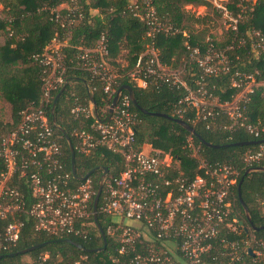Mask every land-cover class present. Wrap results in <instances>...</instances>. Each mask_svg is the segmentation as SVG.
I'll return each instance as SVG.
<instances>
[{
  "label": "built area",
  "instance_id": "1",
  "mask_svg": "<svg viewBox=\"0 0 264 264\" xmlns=\"http://www.w3.org/2000/svg\"><path fill=\"white\" fill-rule=\"evenodd\" d=\"M215 5L226 28L236 30L241 14L233 15L226 6ZM129 6L145 23L148 36L177 31L158 18L153 0H132ZM76 10V6L69 8V24L74 22ZM249 36L254 53L264 52V34L251 30ZM68 40L67 36L55 35L41 53L33 55L41 66L39 100L20 111L12 130L4 131V123L0 124V251L16 244L23 225L22 214L30 216L34 228L44 234L87 237L86 225L90 222L86 220L93 217L92 203L97 189L90 176L79 179L76 185L70 182L71 175L64 169L61 157L62 143L47 115L56 93L66 84V70L76 67L102 82L108 113L100 119L91 100L82 103L74 98L70 113L89 120L86 128L72 129L75 148L87 153L102 145L125 160L124 168L116 176L108 177L107 173L102 180L97 204V210L111 216L113 221L104 230L115 244L111 261L118 259L117 254L123 256L120 264H238L244 250L261 255L264 240L254 235L245 239L228 236L242 226L231 198L237 169L201 159L200 171L190 177L177 171V161L170 154L146 151L144 144L141 149L136 148L134 127L138 118L130 109L128 94H122L111 107L118 73L110 65L105 36L102 34L91 46L72 45L76 49L74 61L65 50ZM186 47L200 72L196 89L187 86L182 69H170L160 62L151 43L138 55L127 75L141 88L152 80L185 87L187 91L179 102L196 108L192 121L212 115V105L216 104L255 137L264 135V124L245 122L244 107L238 101L252 91V76L235 73L238 76L233 80L235 86H242L243 79L250 80L232 101L215 103V98L209 101L210 95L202 82L205 75H217L227 69L225 55L212 44L205 52L187 43ZM263 157L264 143H261L257 149L244 152L243 161L252 166ZM47 258V254L40 256L36 264H55L48 263ZM69 264L97 263L82 255Z\"/></svg>",
  "mask_w": 264,
  "mask_h": 264
},
{
  "label": "trees",
  "instance_id": "2",
  "mask_svg": "<svg viewBox=\"0 0 264 264\" xmlns=\"http://www.w3.org/2000/svg\"><path fill=\"white\" fill-rule=\"evenodd\" d=\"M131 2L132 0H0V98L10 108L9 118H0V124L4 123V131L12 130L19 121L20 111L32 102H38L41 93V66L33 55L41 53L55 35L69 38V46L65 50L68 58L74 61L76 49L72 45L91 46L103 34L109 48L110 65L118 73L116 88L124 83L130 84L135 99L142 108L149 112H163L171 117L181 118L193 126L203 140L220 145L207 146L202 139L192 135L173 119L144 113L130 103V109L138 118L134 127L136 148L141 149L143 144H147L150 152L170 154L177 161V171L190 177L200 171L198 162L201 159L212 164L226 163L235 167L238 174L231 190L234 212L245 225H249L241 199L247 207L249 221L260 228L245 231L243 226H239L236 233L228 236L245 239L254 235L257 239L264 240V171L245 173L250 166L243 161L244 152L257 149L260 144H230L264 138V135L255 137L243 126L234 123L216 104L212 105V115L192 121L196 108L179 102L187 91L185 87L152 80L147 87L141 88L127 75L134 67L138 55L151 43L157 49L160 62L170 69H182V77L187 86L196 89L200 72L189 58L186 43L191 47L198 46L201 52H205L212 44L214 49L223 51L227 69L217 75H205L202 83L210 95L209 101L212 98L217 99L215 103L232 101L250 80L243 77L242 86H235L233 80L238 78L235 73L241 77L250 75L253 78V89L239 98V105L244 107L246 123L264 124V52L259 50L257 54L254 53L249 36L251 30L264 34V0L223 2L229 12L233 15L241 14V18L236 30L225 27L222 39L209 33L207 27L195 29L193 24L207 22V15H196L185 8L186 5H205L215 15L220 16V11L211 0H153L158 18L177 29L174 33H157L153 37L146 34V25L129 6ZM73 6L77 10L74 22L69 24L67 14ZM78 13H81L80 17L77 16ZM122 51H125L123 58L126 64L117 60ZM65 78L67 81L64 90L56 100L53 110L50 103L47 115L50 122L52 117L56 120L58 128L53 125L54 134L62 143L61 157L64 169L71 175L70 182L76 185L80 180L72 175L70 151L60 129L70 137L78 176L82 177L93 167L101 165L107 167L108 177L116 176L125 166L121 154L102 145L82 153L75 148L76 139L71 133L73 128H86L89 122L70 113L75 97L82 103L94 99L95 114L100 119L108 113L102 82L90 72L76 67H69ZM178 109L180 113L177 112ZM252 166H264V157ZM101 174V170H96L89 175L95 190ZM240 179L242 180L238 192L237 183ZM22 220L23 225L16 244L0 251L3 255L0 257V264H36L44 254L48 255V263L55 264H69L82 255L97 264H120L123 261V256L117 254L118 259L111 261L110 256L115 254V244L109 235H106L105 250L99 252H85L64 241V238H70L86 248L102 246V238L92 216L86 220L90 222L86 225V238L70 233L47 235L34 228V220L30 216L22 214ZM97 221L103 230L113 223L112 217L100 210H97ZM41 242L45 244L26 253L8 255ZM23 256H29L30 259L23 261ZM238 264H264V250L259 256L244 250Z\"/></svg>",
  "mask_w": 264,
  "mask_h": 264
},
{
  "label": "water",
  "instance_id": "3",
  "mask_svg": "<svg viewBox=\"0 0 264 264\" xmlns=\"http://www.w3.org/2000/svg\"><path fill=\"white\" fill-rule=\"evenodd\" d=\"M64 90V86H62L59 91L56 93L54 99H53V103H52V110L55 106V103H56V100L58 99V97L60 96V94L63 92ZM123 91H126V93L128 94V97L131 101V103L136 107L138 108L140 111L144 112V113H149L151 115H159V116H165V117H168V118H171L173 119L174 121H176L177 123H179L180 125H182V127H184L187 131H189L192 135L198 137L199 139H202V137L196 132V130L194 129L193 126H191L189 123H187L186 121H184L183 119L181 118H178V117H171L169 115H167L166 113H163V112H149L147 111L146 109L142 108L136 101L135 99V96H134V92H133V88L130 84H127V83H124L122 85H120L113 98H112V102H111V107H113L117 101L119 100V98L121 97V95L123 94ZM92 103L94 104L95 106V101L94 99H91ZM52 124L58 128V126L56 125V120L54 117H52ZM62 134L64 135L66 141H67V144H68V148H69V151H70V156H71V160H70V163H71V172H72V175L73 177H75L76 179H85L86 177H88L91 173H93L94 171L96 170H101L102 171V174L100 176V179L98 181V187H97V190L95 192V195H94V198H93V203H92V210H93V219L96 223V226H97V229L101 235V238H102V246L100 247H96V248H86L85 246H83L81 243L73 240V239H70V238H64V241L66 242H69L71 243L72 245H74L76 248L82 250V251H85V252H99V251H103L105 250L106 248V242H107V239H106V235H105V232L104 230L102 229V227L100 226V224L98 223L97 221V213H96V210H97V204H98V200H99V197H100V194H101V189H102V180L104 179V177L106 176V174L108 173V169L106 166H95L93 167L91 170H89L85 175H83L82 177L78 176L77 173H76V170H75V164H74V148L72 146V143H71V140H70V137L68 134H66V132L62 129H60ZM202 141L204 142V144H206L207 146H210V147H218L220 145L218 144H213L211 142H208V141H205L202 139ZM261 143H264V138H260V139H252V140H245V141H238V142H234V143H230V144H235V145H245V144H261ZM255 170H262L264 171V166H250L245 173H248V172H251V171H255ZM241 180H239V182L237 183V189H238V192H239V189H240V184H241ZM241 201V204H242V207L245 211V214L248 218V222H249V225H245L244 224V221L240 218H238V221L239 223L243 226L244 230L245 231H248L249 229L251 230H257L259 229L260 227H257V226H254L251 221H249V213H248V210H247V207L246 205L244 204V202L240 199ZM43 244H45L44 242H41V243H37V244H34V245H31L29 247H26V248H23V249H20L18 251H15V252H11L9 253L8 255L9 256H13V255H16L18 253H26L28 251H31L37 247H40L42 246ZM251 251V250H250ZM3 256L2 254H0V257Z\"/></svg>",
  "mask_w": 264,
  "mask_h": 264
},
{
  "label": "rangeland",
  "instance_id": "4",
  "mask_svg": "<svg viewBox=\"0 0 264 264\" xmlns=\"http://www.w3.org/2000/svg\"><path fill=\"white\" fill-rule=\"evenodd\" d=\"M214 2V4H220L223 5L222 3L225 2L226 0H211ZM186 9L194 12L196 15H207V22L205 23H199L193 24V27L195 29H202L204 27H207L208 32L212 33L214 36L222 39L223 38V33L224 29L227 26V24L224 23V18L220 15H215L212 11H210V8H208L205 5H186ZM125 51H122L121 54L118 56L117 60L120 61L122 64H126L123 58V54ZM10 115V108L9 104L2 98H0V118L2 119H8ZM148 151V150H146ZM30 258L29 256H23L22 260L23 261H28Z\"/></svg>",
  "mask_w": 264,
  "mask_h": 264
},
{
  "label": "crops",
  "instance_id": "5",
  "mask_svg": "<svg viewBox=\"0 0 264 264\" xmlns=\"http://www.w3.org/2000/svg\"><path fill=\"white\" fill-rule=\"evenodd\" d=\"M144 148H145L146 150H149L147 144H144Z\"/></svg>",
  "mask_w": 264,
  "mask_h": 264
}]
</instances>
